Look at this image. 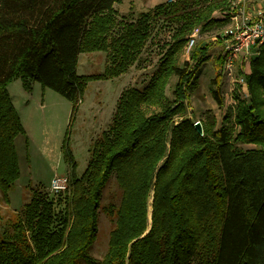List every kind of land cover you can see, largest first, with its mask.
I'll return each instance as SVG.
<instances>
[{
    "label": "trees",
    "instance_id": "1",
    "mask_svg": "<svg viewBox=\"0 0 264 264\" xmlns=\"http://www.w3.org/2000/svg\"><path fill=\"white\" fill-rule=\"evenodd\" d=\"M121 1L0 0V191L6 201L20 176L14 139L23 130L7 83L17 76L25 85L39 81L76 106L90 77L118 76L138 59L161 12L198 5L177 15L183 22L174 40L163 45L148 85L122 93L87 167L80 175L71 172L70 194L61 200L36 191L12 232L0 235V264H264V42L247 75V98L235 112L240 129L227 124L229 112L215 128L213 112L206 111L205 131L199 134L189 119L176 125L172 120L186 113L184 101L205 58L196 51L190 70L178 65L179 54L198 26L220 34L229 17L213 19L211 13L231 2L161 3L137 21H125L115 37L114 6ZM99 49L111 60L104 72L78 74L80 53ZM173 75L170 99L166 89ZM212 95L223 103L220 87ZM240 143L257 147L240 150ZM113 175L122 199L105 206L115 226L105 258L97 260L89 250Z\"/></svg>",
    "mask_w": 264,
    "mask_h": 264
},
{
    "label": "rangeland",
    "instance_id": "2",
    "mask_svg": "<svg viewBox=\"0 0 264 264\" xmlns=\"http://www.w3.org/2000/svg\"><path fill=\"white\" fill-rule=\"evenodd\" d=\"M171 2L175 1L122 0L120 3H116L114 8L117 11V21L119 22L118 26L113 29L112 35L116 37L125 29L122 26L125 21H137L143 11L155 9L161 3ZM229 2L231 5L228 9L214 10L210 17L223 19V13L225 14L231 6L232 8L236 7L238 1L229 0ZM196 7L198 5L192 8ZM192 8L181 7L178 10L171 9L166 13L161 12L158 19L151 24V36L143 46L138 59L133 61L132 58L125 73L118 76L101 78L103 76L100 74L104 72L107 64L111 63L106 51L99 49L81 52L77 66L78 74H94L100 75V77H90L91 79L82 92L81 100L76 106L60 92L43 86L39 81H32L25 85L22 78L17 76L7 83V92L20 118L23 130L14 139L20 176L16 185L8 193L10 201H6L0 191L1 236L12 232L14 221L22 216L24 205L31 200L36 191L47 195L48 193L53 194L51 181L55 175H65L70 179L73 170L75 174L83 173L96 142L111 126L113 114L122 93L129 87L144 88L148 85L161 63L165 52L163 45L174 40L173 36L178 33L183 22L177 18V15L189 12ZM219 31L216 28L200 31V26L196 27L187 35V40L178 59L180 67L190 70L196 63L190 64L185 59L187 56L185 46L193 33L196 44L189 57L191 60L197 61L194 56L197 51V57H204L205 61L198 70L192 90H188L184 101L186 113L176 114L172 121L176 125L187 118L199 134H204L205 131L206 111L213 112L216 121L215 128H219L223 124L226 112L231 113L232 120L231 122L229 120L227 124L231 127L234 126L236 128L234 131L239 130L240 125L234 120L235 112L239 102L246 99L248 94L246 85L235 87L238 94L234 96L236 101L234 104L232 103L234 99L231 98L229 90L234 85L226 75L222 74L219 59L222 38ZM202 46L206 47L204 52H201ZM218 73H221V77H218ZM176 81L177 78L173 75L167 85L166 94L170 99L175 96L173 90ZM217 87L221 88L222 104L216 102L212 95V90ZM197 122H200L202 127L201 133L196 127ZM232 137H235V133L232 134ZM256 147L257 145L252 143H240L237 146L240 150ZM122 193V188L113 175L102 195L97 237L89 250L93 258L97 260L105 258L110 231L115 226V219L107 214L105 206L110 203L120 204ZM68 194H70L69 188L56 197L62 200ZM151 202L152 199L149 204ZM149 210H151L150 206ZM149 222H151V212H149ZM82 264L88 263L83 260Z\"/></svg>",
    "mask_w": 264,
    "mask_h": 264
},
{
    "label": "built area",
    "instance_id": "3",
    "mask_svg": "<svg viewBox=\"0 0 264 264\" xmlns=\"http://www.w3.org/2000/svg\"><path fill=\"white\" fill-rule=\"evenodd\" d=\"M176 1V0H172ZM236 7L232 6L223 17H229V24L221 31V68L222 74L226 75L234 87L230 88L231 98L236 101L234 96L238 94L235 87L245 86L247 84V75L249 66L252 64V58L258 55L261 45L264 42V8L255 7L249 4L250 0H237ZM222 17V18H223ZM221 19L220 17H218ZM196 38L192 33L185 46L186 61L190 64L196 62L189 57L192 48L195 47ZM247 62L248 68L245 67ZM247 94V93H246ZM232 104V105H233ZM236 104V103H235ZM196 127L201 130L200 122ZM69 178L65 175H55L51 181V191L54 195H59L67 190Z\"/></svg>",
    "mask_w": 264,
    "mask_h": 264
},
{
    "label": "crops",
    "instance_id": "4",
    "mask_svg": "<svg viewBox=\"0 0 264 264\" xmlns=\"http://www.w3.org/2000/svg\"><path fill=\"white\" fill-rule=\"evenodd\" d=\"M249 4H251L252 6H255V7H262V8H264V0H250ZM220 34H221V32H220ZM253 58H252V60H253ZM244 63H245V67L248 68L249 63L247 62V65H246V61ZM249 73H251V64L249 66Z\"/></svg>",
    "mask_w": 264,
    "mask_h": 264
},
{
    "label": "water",
    "instance_id": "5",
    "mask_svg": "<svg viewBox=\"0 0 264 264\" xmlns=\"http://www.w3.org/2000/svg\"><path fill=\"white\" fill-rule=\"evenodd\" d=\"M198 131L201 133V130L198 129Z\"/></svg>",
    "mask_w": 264,
    "mask_h": 264
}]
</instances>
